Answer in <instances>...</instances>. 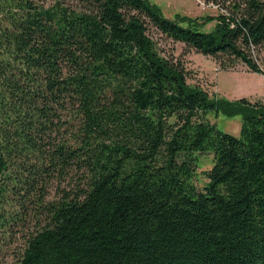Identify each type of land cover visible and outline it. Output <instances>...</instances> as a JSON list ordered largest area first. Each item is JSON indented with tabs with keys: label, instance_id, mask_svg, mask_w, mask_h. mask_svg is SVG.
<instances>
[{
	"label": "trees",
	"instance_id": "1",
	"mask_svg": "<svg viewBox=\"0 0 264 264\" xmlns=\"http://www.w3.org/2000/svg\"><path fill=\"white\" fill-rule=\"evenodd\" d=\"M202 1L217 13L199 21L150 0H0V231L21 240L15 264H264V99L210 95L152 36L264 73V0ZM210 113L239 115V134Z\"/></svg>",
	"mask_w": 264,
	"mask_h": 264
},
{
	"label": "rangeland",
	"instance_id": "2",
	"mask_svg": "<svg viewBox=\"0 0 264 264\" xmlns=\"http://www.w3.org/2000/svg\"><path fill=\"white\" fill-rule=\"evenodd\" d=\"M42 4H48L51 0H34ZM158 4L166 17L174 18L175 14L188 18H198L217 13L216 7L205 4L202 0H150ZM214 20L203 25L199 29L208 31L213 28ZM159 48L165 55L178 61L183 66L187 81L197 84L206 90L210 95L226 97L229 100L246 97L251 102L263 101L264 99V73L253 72L246 63L235 62L233 65L222 67L221 61L213 56L205 55L196 49L185 45L180 41H173L158 32L152 33ZM254 58L260 68L264 71V50L260 55L254 54ZM211 122L225 132L238 135L241 124V117H226L223 115L214 116L208 114ZM197 173L194 183L202 189L208 178L203 173L213 164V153H198L196 157ZM5 235H4V233ZM4 230L0 231V264H15V254L21 244L20 238L8 237Z\"/></svg>",
	"mask_w": 264,
	"mask_h": 264
}]
</instances>
